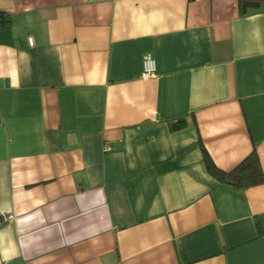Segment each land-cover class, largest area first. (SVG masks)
I'll list each match as a JSON object with an SVG mask.
<instances>
[{"label":"crops","instance_id":"crops-1","mask_svg":"<svg viewBox=\"0 0 264 264\" xmlns=\"http://www.w3.org/2000/svg\"><path fill=\"white\" fill-rule=\"evenodd\" d=\"M0 13V264H264V183L220 184L204 155L229 171L255 150L264 169V4Z\"/></svg>","mask_w":264,"mask_h":264},{"label":"trees","instance_id":"trees-1","mask_svg":"<svg viewBox=\"0 0 264 264\" xmlns=\"http://www.w3.org/2000/svg\"><path fill=\"white\" fill-rule=\"evenodd\" d=\"M264 4V0H239L241 11L245 13L249 9H256ZM2 27L8 28L11 21L4 13H0ZM188 125L187 118L169 122L172 131L181 130ZM205 164L208 172L220 183L227 184L234 189H246L264 183V169L255 150L246 156L233 169L225 171L219 168L204 149Z\"/></svg>","mask_w":264,"mask_h":264},{"label":"built area","instance_id":"built-area-1","mask_svg":"<svg viewBox=\"0 0 264 264\" xmlns=\"http://www.w3.org/2000/svg\"><path fill=\"white\" fill-rule=\"evenodd\" d=\"M33 43L32 38H29V44L31 45ZM157 75V62L156 59L153 57L151 53H147L142 62V73L141 78L142 79H150L153 77H156ZM105 151H111L113 150V147L106 143L104 146ZM12 215L9 214H2L0 215V223L7 221L10 219Z\"/></svg>","mask_w":264,"mask_h":264}]
</instances>
